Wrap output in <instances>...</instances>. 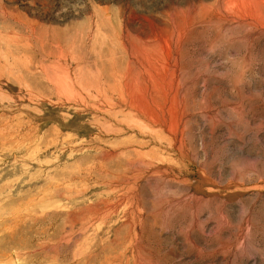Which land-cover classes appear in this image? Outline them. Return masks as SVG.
I'll return each mask as SVG.
<instances>
[{"label":"rangeland","instance_id":"1","mask_svg":"<svg viewBox=\"0 0 264 264\" xmlns=\"http://www.w3.org/2000/svg\"><path fill=\"white\" fill-rule=\"evenodd\" d=\"M0 264H264V0H0Z\"/></svg>","mask_w":264,"mask_h":264}]
</instances>
